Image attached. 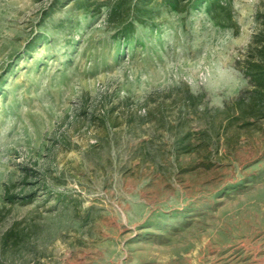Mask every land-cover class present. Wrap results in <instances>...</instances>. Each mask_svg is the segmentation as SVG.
<instances>
[{
  "label": "rangeland",
  "instance_id": "obj_1",
  "mask_svg": "<svg viewBox=\"0 0 264 264\" xmlns=\"http://www.w3.org/2000/svg\"><path fill=\"white\" fill-rule=\"evenodd\" d=\"M117 1L0 0V264H264V0Z\"/></svg>",
  "mask_w": 264,
  "mask_h": 264
},
{
  "label": "trees",
  "instance_id": "obj_2",
  "mask_svg": "<svg viewBox=\"0 0 264 264\" xmlns=\"http://www.w3.org/2000/svg\"><path fill=\"white\" fill-rule=\"evenodd\" d=\"M78 3H84L86 0H77ZM141 1V4H142V7L140 9V11H143V13H148L149 11H151L149 9V6H146L147 4H149V2H151L152 0H140ZM165 2H169L173 7L175 8H178L179 7V4L181 2V0H163ZM208 1V10H213L214 7H216V5L218 4L220 7H223V4L221 1L219 0H207ZM129 1L128 0H118L117 2H107V5H108V9L109 12V18L110 19H116V18H119L122 14H121V5H124V8L126 9L127 12L125 13H128L131 11V6L127 7V3ZM139 18H141V16H139ZM142 19V18H141ZM135 22L133 19L131 20H125L122 24V27H120V33L121 34H128L130 31H133L136 26H135ZM262 59V58H261ZM262 60H257L256 62L252 63L251 64V67H258L257 70H250L248 68L247 72L249 74L252 75L253 79L257 82V84L259 86H263L264 85V70L260 69L259 67L261 66V62ZM258 92H261V94L264 95V92H262L260 89L258 90Z\"/></svg>",
  "mask_w": 264,
  "mask_h": 264
}]
</instances>
